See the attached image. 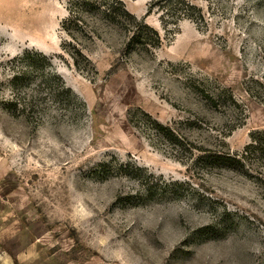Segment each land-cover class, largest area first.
Segmentation results:
<instances>
[{"label":"rangeland","instance_id":"1","mask_svg":"<svg viewBox=\"0 0 264 264\" xmlns=\"http://www.w3.org/2000/svg\"><path fill=\"white\" fill-rule=\"evenodd\" d=\"M119 1L0 0V264H264V0Z\"/></svg>","mask_w":264,"mask_h":264},{"label":"trees","instance_id":"2","mask_svg":"<svg viewBox=\"0 0 264 264\" xmlns=\"http://www.w3.org/2000/svg\"><path fill=\"white\" fill-rule=\"evenodd\" d=\"M111 1H112V4L109 5L108 7H106L107 5H105L104 8L105 7L106 8L102 12L106 18H111L113 15H115L113 17H117L119 19L128 18V19L135 20V17L129 14V12L126 10V7L124 6L122 2H120L119 0H111ZM16 60L19 66L13 68V75H12L13 76V88H14V91L16 92L17 91L20 92V90L23 91L24 89H26L27 87L26 82H28V79L30 78L31 73L32 74L39 73V72L41 73L42 70H44L43 64L47 65L50 68V73L49 75H47L45 81H49L50 83L51 81H54L57 78L56 72L53 67L52 58L42 52H39L36 50H28L24 52V54L21 55ZM66 91L73 97L74 100H77V101L79 100L78 97L73 93L71 89L68 88ZM24 101L25 99L18 98L15 102H13V105H12L13 109L10 111L16 114L19 111H22L21 109L25 110L27 105H26V102ZM31 102L32 100H30V103ZM155 125L163 129L162 126H160L157 122H155ZM170 135L171 137H175L174 133H171ZM252 140H253V143L247 148L248 151H250L251 149L255 150L256 148H260L264 144L258 138L257 134H254L252 136ZM227 161L232 162V159L227 158Z\"/></svg>","mask_w":264,"mask_h":264}]
</instances>
